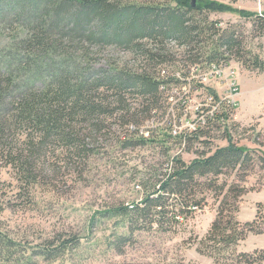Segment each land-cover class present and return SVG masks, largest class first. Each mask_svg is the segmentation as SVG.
Masks as SVG:
<instances>
[{
  "label": "trees",
  "instance_id": "trees-1",
  "mask_svg": "<svg viewBox=\"0 0 264 264\" xmlns=\"http://www.w3.org/2000/svg\"><path fill=\"white\" fill-rule=\"evenodd\" d=\"M227 10L252 15L216 0H0V167L14 171L17 197L40 182L55 149L83 158L112 135L122 150L155 144L165 147L168 159L160 173L141 179L142 198L101 213L126 229L116 233V243L129 242L137 231L176 232L215 198L216 218L197 250L214 264H264V249L238 251L249 234H264V204L253 220L242 222L238 198L247 188L220 182L229 171L247 168L256 151L229 135L227 145L186 161L169 155L167 145L190 146L209 136L232 120L233 107L223 102L197 128L175 136L172 119L156 128L162 131L157 135L143 129L166 110L170 89L178 88L184 106L204 87L194 67L207 71L236 58L247 70L264 71V59L247 49L237 25L224 28L209 17ZM254 17L264 25V14ZM172 43L182 49L184 64ZM109 47L130 56L103 59ZM259 160L264 167V153ZM5 202L0 199V213ZM79 243L76 236L47 238L32 255L53 260ZM27 250L0 227V264L27 260Z\"/></svg>",
  "mask_w": 264,
  "mask_h": 264
},
{
  "label": "rangeland",
  "instance_id": "rangeland-1",
  "mask_svg": "<svg viewBox=\"0 0 264 264\" xmlns=\"http://www.w3.org/2000/svg\"><path fill=\"white\" fill-rule=\"evenodd\" d=\"M216 1L254 16L264 14V0ZM252 15L242 16L227 10L210 13L209 17L220 20L224 28L237 25L245 36L247 49L264 59V25L254 23ZM172 45L179 51L177 58L182 64V49L175 43ZM111 55L130 56L109 47L101 57ZM102 61L100 64L104 63ZM222 74L205 78L204 87L188 95L184 106L178 88L170 89L166 110H161L143 129L150 127L157 135L162 131L156 128L172 119L175 136L193 129V121L197 120L195 110L207 95H211L210 89L217 95L234 97L237 106L232 120L223 122L209 136L194 140L190 146L173 141L167 145L169 155L179 154L186 161L197 157L198 151L210 153L227 145L229 135L238 145L255 150L254 160L247 168L229 171L220 180L247 188L238 198V218L247 222L255 218L258 205L264 204V167L259 160L264 153V71L247 70L239 60L232 58L230 64L222 68ZM245 111L259 115L242 118ZM112 126L117 129L116 124ZM95 146L96 151L83 158L66 156L62 149L50 151L41 167L45 168L39 176L40 182L21 197H17L19 182L14 171L0 167V199L10 203L0 213V227L24 242L28 249L27 260L2 264H214L212 258L197 250V242L207 234L216 218L219 202L215 198L176 232L137 231L129 242L117 244L116 233L126 229L118 225L117 218H106L101 213L114 206L139 201L144 195L139 185L141 179L162 171L168 159L167 150L155 144L122 150L115 147L113 135L101 137ZM56 236L61 239L76 236L80 243L53 260L32 255L38 244ZM255 249H264V234H249L238 246V251Z\"/></svg>",
  "mask_w": 264,
  "mask_h": 264
},
{
  "label": "built area",
  "instance_id": "built-area-1",
  "mask_svg": "<svg viewBox=\"0 0 264 264\" xmlns=\"http://www.w3.org/2000/svg\"><path fill=\"white\" fill-rule=\"evenodd\" d=\"M229 64H226V65L220 66V67L213 65L207 71H203L200 67H194L193 68L194 77L198 78L201 81V83H203L205 81V78L210 77L214 74L222 76L223 75L222 74V68L226 67ZM197 91H199V90H197ZM185 101H186V99H185ZM223 102H227L229 105H231L233 107V110L235 111L236 106H237V101L231 95H229V94H225L223 96L217 95V99L214 95H207V97L201 101V104H199L197 106V109L195 110L197 112V120L193 121L194 125L192 128L193 129L197 128L199 125V122L205 120L206 114L212 113L213 110L216 109L217 106H219ZM211 105L214 106L213 109L208 110V108L211 107Z\"/></svg>",
  "mask_w": 264,
  "mask_h": 264
},
{
  "label": "crops",
  "instance_id": "crops-1",
  "mask_svg": "<svg viewBox=\"0 0 264 264\" xmlns=\"http://www.w3.org/2000/svg\"><path fill=\"white\" fill-rule=\"evenodd\" d=\"M245 112H246V113H244L245 115H241L242 118L250 119L256 115H259V113L258 114H252V113H249L248 111H245Z\"/></svg>",
  "mask_w": 264,
  "mask_h": 264
},
{
  "label": "water",
  "instance_id": "water-1",
  "mask_svg": "<svg viewBox=\"0 0 264 264\" xmlns=\"http://www.w3.org/2000/svg\"><path fill=\"white\" fill-rule=\"evenodd\" d=\"M196 0H193V2L195 3Z\"/></svg>",
  "mask_w": 264,
  "mask_h": 264
}]
</instances>
